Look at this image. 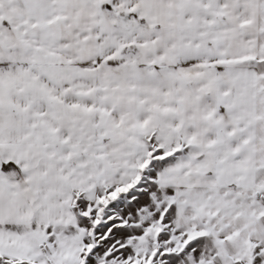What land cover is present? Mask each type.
Instances as JSON below:
<instances>
[{
	"label": "snow or ice",
	"instance_id": "6c2138e0",
	"mask_svg": "<svg viewBox=\"0 0 264 264\" xmlns=\"http://www.w3.org/2000/svg\"><path fill=\"white\" fill-rule=\"evenodd\" d=\"M0 264H264V0H0Z\"/></svg>",
	"mask_w": 264,
	"mask_h": 264
}]
</instances>
